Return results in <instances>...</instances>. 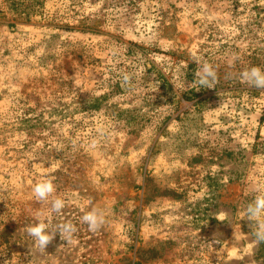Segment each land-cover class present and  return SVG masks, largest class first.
I'll list each match as a JSON object with an SVG mask.
<instances>
[{"label": "rangeland", "instance_id": "1", "mask_svg": "<svg viewBox=\"0 0 264 264\" xmlns=\"http://www.w3.org/2000/svg\"><path fill=\"white\" fill-rule=\"evenodd\" d=\"M251 67L264 0H0V264H264L244 217L264 193ZM40 220L71 223L72 243L40 250Z\"/></svg>", "mask_w": 264, "mask_h": 264}, {"label": "clouds", "instance_id": "2", "mask_svg": "<svg viewBox=\"0 0 264 264\" xmlns=\"http://www.w3.org/2000/svg\"><path fill=\"white\" fill-rule=\"evenodd\" d=\"M195 75L198 78L199 84L209 89L213 88V84L217 79L214 67L208 63L203 64ZM124 79L127 80L128 78L125 77ZM240 79L242 83L250 87L264 90V69L260 67H251L242 71L240 73ZM32 191L37 201L44 202L52 197V194L55 192V186L52 180L46 179L35 184ZM50 203L51 212L55 214L61 213L65 208V201L61 198H53ZM244 217L251 222L249 227L253 231L256 242H264V193L256 195L254 200L248 204ZM216 219L221 220L219 216ZM81 223L87 225L89 232L97 233L105 224V217L101 211L93 208L81 217ZM57 232H59L62 240L67 241V243H72L76 228L71 223L51 227L44 220H40L27 228L28 235L33 237L40 250L46 249Z\"/></svg>", "mask_w": 264, "mask_h": 264}]
</instances>
